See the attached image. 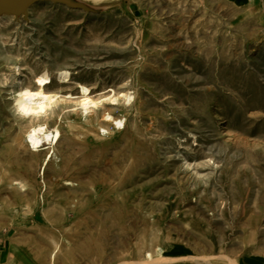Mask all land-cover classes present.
I'll return each mask as SVG.
<instances>
[{
    "label": "rangeland",
    "instance_id": "1",
    "mask_svg": "<svg viewBox=\"0 0 264 264\" xmlns=\"http://www.w3.org/2000/svg\"><path fill=\"white\" fill-rule=\"evenodd\" d=\"M71 1L0 15L6 264H264V0Z\"/></svg>",
    "mask_w": 264,
    "mask_h": 264
},
{
    "label": "bare ground",
    "instance_id": "2",
    "mask_svg": "<svg viewBox=\"0 0 264 264\" xmlns=\"http://www.w3.org/2000/svg\"><path fill=\"white\" fill-rule=\"evenodd\" d=\"M63 77L67 76V73H62ZM48 80V74L46 71H42L37 79L35 87H25L19 91V94L14 98V108L16 112L27 118H33L37 114L44 111L52 102L49 95L44 93V85ZM52 130L44 124H37L31 133L27 135L28 141L32 144H37L49 140ZM147 256H150L148 253Z\"/></svg>",
    "mask_w": 264,
    "mask_h": 264
},
{
    "label": "water",
    "instance_id": "3",
    "mask_svg": "<svg viewBox=\"0 0 264 264\" xmlns=\"http://www.w3.org/2000/svg\"><path fill=\"white\" fill-rule=\"evenodd\" d=\"M37 1H52L63 4L67 3V0H0V15L12 14L15 17H19V15H23L25 17L27 15V8Z\"/></svg>",
    "mask_w": 264,
    "mask_h": 264
},
{
    "label": "crops",
    "instance_id": "4",
    "mask_svg": "<svg viewBox=\"0 0 264 264\" xmlns=\"http://www.w3.org/2000/svg\"><path fill=\"white\" fill-rule=\"evenodd\" d=\"M25 255V252H22ZM2 253L0 252V264H6V261L2 258Z\"/></svg>",
    "mask_w": 264,
    "mask_h": 264
}]
</instances>
